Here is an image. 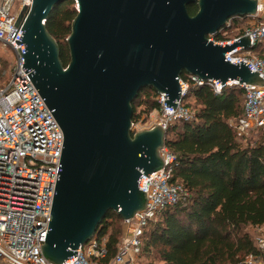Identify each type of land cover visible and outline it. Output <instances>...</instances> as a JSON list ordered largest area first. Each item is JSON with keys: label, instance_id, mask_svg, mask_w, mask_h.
<instances>
[{"label": "water", "instance_id": "1", "mask_svg": "<svg viewBox=\"0 0 264 264\" xmlns=\"http://www.w3.org/2000/svg\"><path fill=\"white\" fill-rule=\"evenodd\" d=\"M65 0H31L19 14L25 53L22 69L63 133L43 257L62 264L79 257L107 212L127 220L145 209L141 172L163 167L165 131L155 125L132 134V103L152 88L176 108L181 74L225 85L264 86L262 75L225 53L249 49L208 40L232 18L253 17L258 0H74L76 15L66 39L69 62L45 22ZM197 5L194 16L187 7Z\"/></svg>", "mask_w": 264, "mask_h": 264}, {"label": "built area", "instance_id": "2", "mask_svg": "<svg viewBox=\"0 0 264 264\" xmlns=\"http://www.w3.org/2000/svg\"><path fill=\"white\" fill-rule=\"evenodd\" d=\"M19 2V9L11 14L12 6ZM31 0H0V43L14 52L10 69V82L0 86V264H50L42 255L45 242L55 183L61 156L63 133L39 94L22 69L25 53L23 44L17 45L22 23L17 19ZM243 18V17H242ZM239 18V19H242ZM252 24L242 35L228 41L208 40L216 45H230L243 37L251 36L249 49L237 47L225 53L229 63H245L252 72L264 80V58L254 50L264 40V4L258 1L257 13ZM231 24V19L226 27ZM224 29V28H223ZM3 76L6 71L1 73ZM180 98L174 101L176 108L166 107L165 95H158V108L148 129L155 125L165 132L175 121H192L194 113L185 98L191 87L208 85L215 94L224 87L238 86L244 90L242 117L230 120L238 138L246 139L252 133L264 134V86L239 84L230 81L222 85L218 81H204L193 75L178 79ZM134 124L132 123V130ZM146 130V129H139ZM162 169L149 174L141 172L138 188L146 194L145 209L134 217L122 220L123 231L117 253L107 264H138L142 238L150 225L156 224L162 213L186 201V189L172 182L175 157L165 147L160 150ZM106 239L93 237L75 252L79 257L62 264H104ZM256 244L261 251L239 264H264V237L257 233Z\"/></svg>", "mask_w": 264, "mask_h": 264}, {"label": "trees", "instance_id": "3", "mask_svg": "<svg viewBox=\"0 0 264 264\" xmlns=\"http://www.w3.org/2000/svg\"><path fill=\"white\" fill-rule=\"evenodd\" d=\"M74 4V0H65L56 5L45 22L64 66L69 62L66 39L77 13ZM187 11L194 16L197 5L188 6ZM244 19L248 17L232 18L229 27L237 28ZM229 27L215 41H228L244 32L238 30L231 37ZM261 48L262 42L254 50L258 53ZM180 77L187 79L185 73ZM157 96L152 88L138 94L132 103L133 124L158 108ZM188 99L192 100L188 104L193 120L172 123L164 140V147L175 157L172 182L182 185L188 198L165 210L148 227L138 264H239L248 256L261 254L247 229L261 227L264 232V134L252 133L244 140L229 125L230 120L242 117L241 87H224L219 94L208 85L191 87ZM137 107L143 109L137 113ZM255 134L260 138L254 142ZM122 224L120 216L109 211L98 227L95 237L106 239L104 264L117 253ZM153 255V261L143 262Z\"/></svg>", "mask_w": 264, "mask_h": 264}, {"label": "rangeland", "instance_id": "4", "mask_svg": "<svg viewBox=\"0 0 264 264\" xmlns=\"http://www.w3.org/2000/svg\"><path fill=\"white\" fill-rule=\"evenodd\" d=\"M260 3L264 4V0H258ZM75 2V1H74ZM77 9V4L73 5ZM19 9V2H15L14 5L12 6L11 9V14H14L18 11ZM253 20L252 18L244 19L239 21L238 27L237 28H232L229 27L227 30V35L233 37L238 30H245L252 24ZM262 51L258 52V55L264 58V40L262 41ZM14 58V52L8 48V47H3L2 43H0V59H1V69H0V86H3L4 84L10 82L12 78V71L10 69V65L12 64ZM3 71H6V74L3 76L1 73ZM187 75V74H186ZM145 92L142 93V96H144ZM143 97H141L142 99ZM192 100L188 99L186 102H189ZM195 106V105H194ZM143 109V107H137V113H139ZM156 110V109H155ZM155 110L150 112L148 115H141L140 119L137 120V122L134 123V129L132 130V133L136 132L139 129H148L150 127V124L152 123V119L155 118ZM249 137H247L244 140H247ZM260 138V135H253L252 140L255 142L257 139ZM121 225V223H120ZM121 230L123 231V224L121 226ZM247 231L251 234H253L254 238L256 239L257 233H261V235L264 237V232L263 229L260 227L255 228L254 230L247 229ZM105 239V238H104ZM154 255L149 257L148 259H144L143 262L145 261H153ZM250 256L246 257L245 260L249 259Z\"/></svg>", "mask_w": 264, "mask_h": 264}, {"label": "crops", "instance_id": "5", "mask_svg": "<svg viewBox=\"0 0 264 264\" xmlns=\"http://www.w3.org/2000/svg\"><path fill=\"white\" fill-rule=\"evenodd\" d=\"M1 66H2V64H1V59H0V69H1Z\"/></svg>", "mask_w": 264, "mask_h": 264}, {"label": "flooded vegetation", "instance_id": "6", "mask_svg": "<svg viewBox=\"0 0 264 264\" xmlns=\"http://www.w3.org/2000/svg\"><path fill=\"white\" fill-rule=\"evenodd\" d=\"M196 5V4H195Z\"/></svg>", "mask_w": 264, "mask_h": 264}]
</instances>
